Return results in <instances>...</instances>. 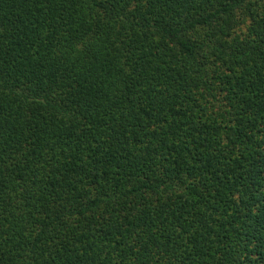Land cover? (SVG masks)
Here are the masks:
<instances>
[{"label":"trees","instance_id":"1","mask_svg":"<svg viewBox=\"0 0 264 264\" xmlns=\"http://www.w3.org/2000/svg\"><path fill=\"white\" fill-rule=\"evenodd\" d=\"M0 264H264V0H0Z\"/></svg>","mask_w":264,"mask_h":264}]
</instances>
